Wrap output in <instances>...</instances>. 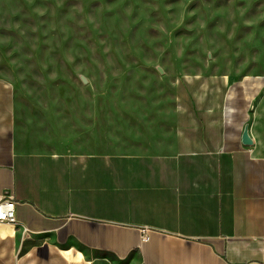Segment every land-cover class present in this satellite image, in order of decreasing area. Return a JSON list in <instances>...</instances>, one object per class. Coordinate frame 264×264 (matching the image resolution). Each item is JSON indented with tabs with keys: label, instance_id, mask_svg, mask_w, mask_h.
<instances>
[{
	"label": "crops",
	"instance_id": "0c3cea01",
	"mask_svg": "<svg viewBox=\"0 0 264 264\" xmlns=\"http://www.w3.org/2000/svg\"><path fill=\"white\" fill-rule=\"evenodd\" d=\"M229 88L184 81L172 121L126 125L116 151L23 121L0 80V198L17 203L0 264H264V92L241 122Z\"/></svg>",
	"mask_w": 264,
	"mask_h": 264
},
{
	"label": "rangeland",
	"instance_id": "374dc122",
	"mask_svg": "<svg viewBox=\"0 0 264 264\" xmlns=\"http://www.w3.org/2000/svg\"><path fill=\"white\" fill-rule=\"evenodd\" d=\"M218 76L228 115L248 121L264 92V0H0V80L19 118L65 141L95 130L120 150L126 125L172 121L184 81Z\"/></svg>",
	"mask_w": 264,
	"mask_h": 264
},
{
	"label": "built area",
	"instance_id": "2783aa9c",
	"mask_svg": "<svg viewBox=\"0 0 264 264\" xmlns=\"http://www.w3.org/2000/svg\"><path fill=\"white\" fill-rule=\"evenodd\" d=\"M17 203L12 198H0V224H15L17 222Z\"/></svg>",
	"mask_w": 264,
	"mask_h": 264
},
{
	"label": "water",
	"instance_id": "95a60500",
	"mask_svg": "<svg viewBox=\"0 0 264 264\" xmlns=\"http://www.w3.org/2000/svg\"><path fill=\"white\" fill-rule=\"evenodd\" d=\"M242 141L245 145H251L253 142H252V139L249 135V129H248V126L244 129V132L242 134Z\"/></svg>",
	"mask_w": 264,
	"mask_h": 264
}]
</instances>
